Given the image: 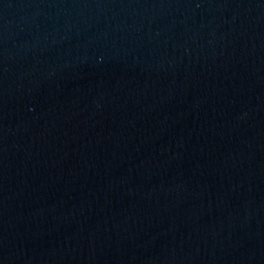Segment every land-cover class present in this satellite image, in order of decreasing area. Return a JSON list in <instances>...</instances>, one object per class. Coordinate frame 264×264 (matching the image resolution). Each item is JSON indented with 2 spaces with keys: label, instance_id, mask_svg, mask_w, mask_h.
Returning a JSON list of instances; mask_svg holds the SVG:
<instances>
[{
  "label": "water",
  "instance_id": "1",
  "mask_svg": "<svg viewBox=\"0 0 264 264\" xmlns=\"http://www.w3.org/2000/svg\"><path fill=\"white\" fill-rule=\"evenodd\" d=\"M0 264H264V0H0Z\"/></svg>",
  "mask_w": 264,
  "mask_h": 264
}]
</instances>
